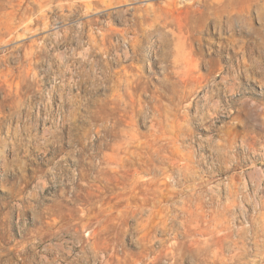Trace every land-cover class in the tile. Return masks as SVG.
I'll return each mask as SVG.
<instances>
[{"label":"rangeland","instance_id":"rangeland-1","mask_svg":"<svg viewBox=\"0 0 264 264\" xmlns=\"http://www.w3.org/2000/svg\"><path fill=\"white\" fill-rule=\"evenodd\" d=\"M167 1L0 0V264H264V0Z\"/></svg>","mask_w":264,"mask_h":264},{"label":"bare ground","instance_id":"bare-ground-1","mask_svg":"<svg viewBox=\"0 0 264 264\" xmlns=\"http://www.w3.org/2000/svg\"><path fill=\"white\" fill-rule=\"evenodd\" d=\"M217 2H221L220 0H169L167 1L166 5L164 7H159L157 9V15H156V18L154 19H151V23H149L147 21V18L143 17L140 15V18H138V21H137V24H140L141 26H144V25H148L149 27L151 28H157L158 29V34H159V39H157L156 41L157 42H165V35H166V32H161L160 29L163 28H167L168 25L172 24V25H175V21L174 19H170L169 16L171 15V13L174 11V12H184L188 15H193L194 18H196L197 20L199 21H203V19L205 17H207V15L210 13L211 9L214 7V4L217 3ZM152 8V7H151ZM169 8L170 11H168L167 9ZM154 13H156V9L155 8H152ZM151 9V10H152ZM163 9H166V14H168V18L167 17H162V14L161 13H158V10H161L163 11ZM172 11V12H171ZM145 13L144 14H150L151 11H149L148 9L144 11ZM170 14V15H169ZM171 17H173L171 15ZM178 30L180 31V34L184 36V28L186 27H182L180 24H178ZM190 28V27H189ZM188 29V28H187ZM162 30V29H161ZM163 31V30H162ZM188 32H190V29H188ZM161 43V42H160ZM180 45V44H179ZM181 47V45H180ZM126 55L128 53H125ZM155 56V55H154ZM128 58V57H127ZM85 59V58H84ZM192 61V60H191ZM191 61L188 63L187 65V70L189 71V69H194L197 71V68H198V65L196 64H193L191 63ZM178 66H176L177 68ZM207 75V74H206ZM223 75V74H222ZM226 75V74H225ZM205 76V75H203ZM202 75L201 76H198V78L195 76V78L198 80V83H200V88H202L204 86V82H205V79ZM206 77V76H205ZM195 79L193 76H189L187 75V77L184 79V81L188 82L189 80H193ZM221 79V78H220ZM129 83H131V81H127ZM215 83V82H213ZM226 83V82H225ZM228 85V84H227ZM226 85V86H227ZM236 86V85H235ZM227 89V88H226ZM211 90V89H210ZM228 90V89H227ZM233 91V89H232ZM212 92V91H211ZM226 93V92H225ZM234 93V92H233ZM208 94L209 92L207 91L205 94H203V97L205 99V101L208 99H206V97H208ZM232 94V93H231ZM234 95V94H233ZM210 98V97H209ZM200 99V98H199ZM204 101V102H205ZM207 103V102H206ZM218 103V102H217ZM217 105V104H216ZM215 105V106H216ZM197 106V105H196ZM210 106V105H209ZM211 112V111H210ZM211 115V114H210ZM209 115V116H210ZM212 117V116H211ZM115 151L116 153H113L111 155H109L107 157L106 160L108 161H114L117 157H118V152L117 150H120L121 149V146L117 145L115 146ZM127 149V148H126ZM126 151V150H125ZM123 162V161H122ZM121 162V164H122ZM108 165V164H107ZM155 168H158L156 165H155ZM183 169L181 168V171ZM151 183H157L156 181V178L152 177V180H151Z\"/></svg>","mask_w":264,"mask_h":264}]
</instances>
